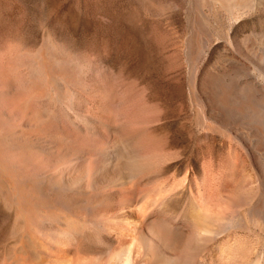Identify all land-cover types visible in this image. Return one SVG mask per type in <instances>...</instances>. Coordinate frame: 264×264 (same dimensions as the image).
Listing matches in <instances>:
<instances>
[{
	"label": "bare ground",
	"instance_id": "6f19581e",
	"mask_svg": "<svg viewBox=\"0 0 264 264\" xmlns=\"http://www.w3.org/2000/svg\"><path fill=\"white\" fill-rule=\"evenodd\" d=\"M188 2L184 123L222 148L179 176L135 78L50 35L0 59V264H264V0Z\"/></svg>",
	"mask_w": 264,
	"mask_h": 264
},
{
	"label": "rangeland",
	"instance_id": "374dc122",
	"mask_svg": "<svg viewBox=\"0 0 264 264\" xmlns=\"http://www.w3.org/2000/svg\"><path fill=\"white\" fill-rule=\"evenodd\" d=\"M192 13L188 0H0V59L19 54L23 47L36 48L50 35L96 63L135 78L138 90L159 109L157 129L166 131L168 145L179 150L180 157L168 168L179 176L187 166L198 169L204 156L222 148L219 136L192 132L181 110L186 73L176 64L181 56L175 44L193 40ZM251 21L256 22L245 20L235 32L246 33ZM207 31L216 40L214 54L222 48L225 20H217ZM201 57L199 50L195 63Z\"/></svg>",
	"mask_w": 264,
	"mask_h": 264
}]
</instances>
